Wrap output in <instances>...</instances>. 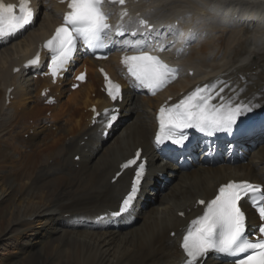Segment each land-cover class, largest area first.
<instances>
[{
  "label": "bare ground",
  "instance_id": "1",
  "mask_svg": "<svg viewBox=\"0 0 264 264\" xmlns=\"http://www.w3.org/2000/svg\"><path fill=\"white\" fill-rule=\"evenodd\" d=\"M231 1L264 7V0ZM34 4L38 19L45 11L40 27L0 44V203L10 205L11 212V218L0 223V239L16 228L15 238L25 240L11 264H182V237L202 212L195 208L199 198H211L230 179L264 184V141L250 151L246 163L208 165L201 160L193 169L179 170L167 164L153 145L156 108L170 96L191 94V89L211 82L223 88L211 104L241 107L244 116L261 113L264 15L232 18L212 12L215 5L227 6V0H129L117 8L115 15L141 13L157 28L189 36L191 50L179 59L180 80L164 93L148 98L126 90L120 127L117 124L104 140V113L113 105L99 89L103 80L91 59L83 60L89 76L77 93L63 90L67 81L53 86L47 78L29 76L36 72L27 70L26 58L65 10L59 0H34ZM103 64L121 78L116 57ZM46 86L51 94L58 90L66 101L58 97L57 104L40 106L46 100L42 96ZM92 105L98 107L96 112L88 110ZM47 111L55 124L45 116ZM139 147L149 158V174L137 208L122 220H98L117 211L133 173L121 166ZM165 174L178 183L168 187V178L161 181ZM157 185L169 190L160 208L147 209L145 203ZM39 223L44 224L42 229L37 228ZM47 248L54 251L53 263L43 261ZM205 263L221 264L213 259Z\"/></svg>",
  "mask_w": 264,
  "mask_h": 264
},
{
  "label": "snow or ice",
  "instance_id": "2",
  "mask_svg": "<svg viewBox=\"0 0 264 264\" xmlns=\"http://www.w3.org/2000/svg\"><path fill=\"white\" fill-rule=\"evenodd\" d=\"M109 2L116 3L117 0H109ZM104 3L105 0H68L70 10L63 16L64 23L55 30L54 36L45 45L53 53V76L71 59L77 39L90 47H99L103 44L104 37L112 28L108 23L109 15L103 11ZM118 3L123 5L125 0H118ZM33 15L29 0H20L19 14H17V5L6 4L4 0H0V37L13 34L29 24ZM124 15L127 13L125 12ZM140 23L147 27V21L141 20ZM38 61L37 56L30 63L36 64ZM123 62L127 65L130 75L142 87L153 90L170 82L177 71L159 57L150 55L146 51H141L139 55L125 56ZM78 79L83 80L84 76L81 75ZM117 91H119L118 86H113L109 89V95L116 99L113 92ZM206 91V88H197L172 108H161L157 143L177 135L179 138L175 142L179 143L185 139L182 130L187 128L213 133L232 130L242 112L241 107L212 105L211 97L202 94ZM244 110L251 111L250 108ZM112 119H115V116ZM138 158L139 153L136 154L135 159L127 161L122 167L136 165ZM143 171L141 167L137 173L136 184L123 200L125 210L138 191L137 186ZM258 190L261 192L260 198L264 200V190L247 181L239 183L233 181L219 188L218 194L208 203L204 214L192 221V227L183 239L182 247L189 258L187 264H196L198 259L210 250L231 255L247 253L237 261V264H264V238L253 241L245 236L247 216L241 206L244 197L250 194L254 196ZM199 203L205 204V201L201 200ZM258 212L260 219L264 221V206H260ZM258 231L264 234V226L259 227Z\"/></svg>",
  "mask_w": 264,
  "mask_h": 264
},
{
  "label": "rangeland",
  "instance_id": "3",
  "mask_svg": "<svg viewBox=\"0 0 264 264\" xmlns=\"http://www.w3.org/2000/svg\"><path fill=\"white\" fill-rule=\"evenodd\" d=\"M42 23H43V20H42L41 24ZM0 52H3V51H0ZM63 90L66 91V92L77 93V92L81 91V88L78 91L73 92V91H70V90L66 89L65 86H64ZM61 100L64 102V101H66V98H64V99L62 98ZM39 105L40 106H47L45 104H39ZM45 116L50 120L51 123H53V124L56 123V120L51 117V112L50 111L49 112L47 111L45 113ZM132 117H131L130 120L133 119ZM27 124L28 125H32L33 124V120H28ZM101 156L102 155H100V157ZM194 166L195 165H193L190 169H193ZM166 178H168V175L165 174V178L162 179L161 181L163 182ZM168 179H169L168 187H171L175 183H178V179L177 178H168ZM167 190H169V189L168 188L163 189V191L161 192V186L157 185L155 193L153 192L151 194V195H155V197L154 198L148 197V200L145 203L146 208L147 209L154 208V207L160 208L161 207V203H162V201H163V199H164V197L166 195L165 193L168 192ZM0 193H1V190H0ZM9 207H10V205H8V204H1L0 203V223L1 222L5 223L7 220H9L11 218V212H10V208ZM41 224H43V223H41ZM41 224L39 223L37 225L38 229H42L41 227L44 226V224L43 225H41ZM13 234H15V235L18 234L16 228H13L11 230L10 234H8L7 236H5L2 239H0V264H11L13 259H15L16 256L19 254V248H21L25 244V243H23V241H25V240H22L21 238H17V237L15 238V235H13ZM30 234L31 233H29V235ZM43 257H44V259H43L44 263H51L52 261H54V259H53L54 258V251L50 250L49 248H47L45 250V253H44Z\"/></svg>",
  "mask_w": 264,
  "mask_h": 264
}]
</instances>
